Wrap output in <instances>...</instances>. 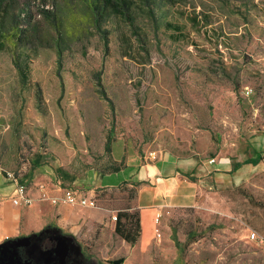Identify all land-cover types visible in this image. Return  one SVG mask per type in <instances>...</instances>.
Masks as SVG:
<instances>
[{
	"label": "rangeland",
	"instance_id": "374dc122",
	"mask_svg": "<svg viewBox=\"0 0 264 264\" xmlns=\"http://www.w3.org/2000/svg\"><path fill=\"white\" fill-rule=\"evenodd\" d=\"M90 1L0 3V179L15 172L62 222L19 236L36 235L19 264H62L55 234L71 248L63 264L126 259L142 236L125 242L120 215L139 213L152 183L138 174L160 162L179 166L195 201L163 208L162 238L154 228L134 264H264V0H99L98 20ZM40 184L97 206H55Z\"/></svg>",
	"mask_w": 264,
	"mask_h": 264
},
{
	"label": "crops",
	"instance_id": "0c3cea01",
	"mask_svg": "<svg viewBox=\"0 0 264 264\" xmlns=\"http://www.w3.org/2000/svg\"><path fill=\"white\" fill-rule=\"evenodd\" d=\"M151 167L150 172L146 171L147 175L142 174V172L138 174L140 182L149 181L152 183V185L148 183L142 185L137 202L140 224L145 229L141 233L142 245L131 247L132 249L124 261L125 264H134L135 253L147 252V244L155 228L154 218L157 210L165 207L174 209L175 207L190 206L195 201L192 185L182 179L181 169L175 162H160ZM112 174L114 173L105 174V176ZM102 185L106 188L118 186L108 182L106 185L103 183ZM13 189V185L0 179V243L44 229V226L51 219H56L58 225L62 224L60 217L46 218L43 210L36 206H15L11 198ZM7 206L9 207L8 211H6ZM148 228L151 230L150 233H148ZM54 239L53 243L48 245V250L59 256L60 260L64 262L71 255L69 242L61 234H55Z\"/></svg>",
	"mask_w": 264,
	"mask_h": 264
},
{
	"label": "built area",
	"instance_id": "2783aa9c",
	"mask_svg": "<svg viewBox=\"0 0 264 264\" xmlns=\"http://www.w3.org/2000/svg\"><path fill=\"white\" fill-rule=\"evenodd\" d=\"M247 93H250L248 90ZM149 157L151 159H157L156 152H150ZM214 163L215 160L210 161ZM7 179L11 180L14 185V192L12 194V202L15 206H32L34 204V199L28 193L27 186L20 182L18 176L15 172H6ZM39 191L41 193V198L50 201L53 205H66V206H83L95 208L97 206L96 199L92 196H87L78 192L77 190L70 188H62L59 184H53L49 186L47 184H40ZM59 194V195H58ZM163 217V208L157 210L154 221H155V237L159 240L162 238V233L158 227ZM117 220V216L114 217ZM252 239H259V236L255 232L251 234ZM263 242V239H261Z\"/></svg>",
	"mask_w": 264,
	"mask_h": 264
},
{
	"label": "trees",
	"instance_id": "16d2710c",
	"mask_svg": "<svg viewBox=\"0 0 264 264\" xmlns=\"http://www.w3.org/2000/svg\"><path fill=\"white\" fill-rule=\"evenodd\" d=\"M5 0H1L0 3H4ZM106 4H111L112 7L117 6L119 3L123 4L125 6V0H104ZM90 7L93 10L96 19L98 20L99 17H101V8L99 6V0H91L90 2ZM105 7V6H103ZM5 33L0 31V49H5L7 43L4 42V40L1 39V37H4ZM21 56H17V60H16V65L21 68L20 71L22 72V77L24 76L23 73H26V69H24L23 65L25 66V64L18 63V61H20ZM110 144L108 146H106L108 148V150H110ZM122 171V169H116L114 170V172L111 173H116ZM143 182H138V184H141ZM126 217H130V226H128L127 224H123L121 221L123 220V218ZM118 219V217H117ZM127 219V218H126ZM141 224H140V218H139V213H137L136 215H132V216H128V214H121L120 215V222L119 225L117 226V233L121 236L122 239L125 240V242L127 241L128 243L135 245L136 242L138 241L139 237L141 236ZM124 261H126L124 258H119L117 260H114L112 263L113 264H123Z\"/></svg>",
	"mask_w": 264,
	"mask_h": 264
},
{
	"label": "water",
	"instance_id": "95a60500",
	"mask_svg": "<svg viewBox=\"0 0 264 264\" xmlns=\"http://www.w3.org/2000/svg\"><path fill=\"white\" fill-rule=\"evenodd\" d=\"M35 236H31L30 238L27 237V239L25 238L24 240H26V241L29 240V241L24 243V244L21 243V240H23V239H21L19 237L11 239V240H7L3 243H0V264H19L23 258L18 259V256L15 255L16 249L17 248L20 249L21 252L23 253V256L26 257L27 253H28L26 248H28L30 245L35 244V242L31 241L32 237H35ZM34 247H36V246H34ZM36 252H37V250L35 248L34 250H32L30 257L32 255H35ZM49 252L52 253L56 258H58L60 260L59 256H57L56 254H54L51 251H49ZM9 258L11 259L10 262L8 261ZM62 261L60 260L59 262L63 264L65 261L64 262H62Z\"/></svg>",
	"mask_w": 264,
	"mask_h": 264
}]
</instances>
